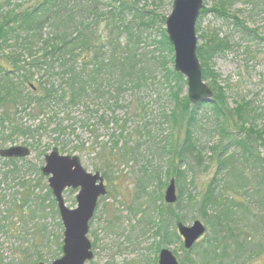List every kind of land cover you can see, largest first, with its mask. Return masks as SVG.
Returning <instances> with one entry per match:
<instances>
[{
    "label": "trees",
    "instance_id": "trees-1",
    "mask_svg": "<svg viewBox=\"0 0 264 264\" xmlns=\"http://www.w3.org/2000/svg\"><path fill=\"white\" fill-rule=\"evenodd\" d=\"M11 1L0 0V132L9 131L7 139L20 136L27 141L42 132H50L56 139L64 137L72 147L67 149L60 141L59 153L90 156L94 173H101L106 183H123L120 169L138 164L142 156L161 160L163 175L150 161H144L138 188L145 193L146 183L152 180L161 188L152 202L145 193L153 215L144 213L142 222L163 243L180 242L176 231H168L171 218L180 221L172 206L164 209L162 183L174 180V205L180 209L182 181L193 177L189 164L199 168L205 162L200 135L213 134L216 141L206 150L207 160L217 166L215 176L200 191L188 192L184 202L198 208L211 236L202 241L204 236L189 251L180 244L185 254L180 264H253L255 260L264 264V235L257 240L243 234L234 223L235 212L244 210L243 204L220 193L216 181L225 172L233 187H264V109L242 94L248 77L222 82L210 66L213 58L233 51L236 45L218 33L201 37L197 58L202 81L209 83L213 99L194 106L181 93L186 85L183 77L168 68L174 53L165 30H160L149 51L140 30L125 25L112 6L103 10L102 0H33L28 6H12ZM241 1L215 0L211 12L226 18ZM245 4L251 8L248 20L256 23L255 12L264 14V0H246ZM118 7L125 5L118 3ZM204 12L202 8L200 14ZM237 15L230 18L235 30L264 43V34L260 36L255 27L246 25L247 19ZM153 22L151 19L150 24ZM257 54L249 48L245 52L250 60ZM155 73L160 76L155 78ZM157 86L168 92L170 103L159 115L166 127L158 133L160 137L151 128L143 97L145 90L155 87L157 91ZM157 96L155 103L161 100ZM202 108L210 114L209 129L199 116ZM82 129H89L87 136L79 133ZM99 129L107 132L105 140H100ZM24 145L32 149V145ZM141 206L134 211L142 213ZM195 251L193 263L190 256Z\"/></svg>",
    "mask_w": 264,
    "mask_h": 264
},
{
    "label": "rangeland",
    "instance_id": "rangeland-1",
    "mask_svg": "<svg viewBox=\"0 0 264 264\" xmlns=\"http://www.w3.org/2000/svg\"><path fill=\"white\" fill-rule=\"evenodd\" d=\"M32 1L12 0L11 5L28 6ZM214 1L203 0L202 2L205 12L200 14L196 23L197 47L203 42L201 37L211 33H218L220 38L228 37L236 45L234 50L213 58L210 63L211 69L220 76L222 82L230 80V83H235L239 76L248 77L242 94L254 98L257 105L264 109V43L254 41L244 36L243 33H238L230 19L232 15L238 14L239 19L245 21L247 19L246 25L250 28L255 27L261 36L264 34V14L256 11L255 13L258 15L254 18L256 23L252 24L248 20L251 8L246 6V0H242L228 11L226 18H222L211 12ZM118 3L124 4L125 8L119 10ZM172 5L173 0H114L113 2L102 0L101 2L103 10H110L112 6L115 9V14L120 12L121 20L125 25L136 29V31L140 30L146 43L145 46L150 47L149 51L154 46L153 42L159 39L160 30H165V21L172 11ZM151 19L154 20L153 24H150ZM247 48L258 53L254 59L250 60L245 55ZM168 68L173 69V64H169ZM159 76L155 73V78ZM183 79L185 80L184 77ZM204 83L209 88V83ZM154 89L155 87L152 90H145L143 97L146 103L147 117L149 121H152L151 128L157 131V136L160 137L158 133L165 131L166 127L161 125L159 115L161 109L170 107V103L167 99L168 92L165 89L160 86L156 87L157 91ZM181 93L183 96L187 95L186 85L182 88ZM156 95L161 99L158 103L154 102ZM229 103L230 106H233L231 100ZM76 114L74 116H80ZM199 116L202 123L209 129L211 125L208 109H200ZM23 121L28 123L25 117H23ZM94 124L96 125L95 120ZM97 131L100 140H105L107 132L102 129ZM79 133H84L87 136L89 129L79 130ZM9 136V131L0 132V150L12 146L27 147L24 143L32 145V149L27 147L30 150V155L23 159L5 160L0 158V264H51L62 257L64 230L47 177L42 175L41 169L44 167V157L52 149H58L62 144L70 149L72 143L64 137L56 139L57 137L50 132L40 133L33 141L30 139L27 141L26 138L20 136L7 139ZM3 139L5 140L3 141ZM200 140L205 153V162L199 168H194L192 164H189V168L193 169V172H189V174L192 173L193 177H187L182 181L184 183V202L188 192L194 194L200 191L202 185L209 183L217 170L216 164H211L207 160L209 154L206 150V147L216 141V136L212 134L210 137H205L201 134ZM68 155L70 156L69 153ZM72 155L79 158L81 166L86 172L94 174L90 156H81L77 153ZM150 157L142 156L138 164L121 168L120 174L125 177L123 183H106L104 180L107 195L97 201L94 215L88 223L87 239L91 245L93 258L85 264H157L158 255L162 249L172 252L179 264L185 259L180 245L182 244L181 240L180 242L163 243L161 237L155 235V230L144 227L142 222L145 219L144 213L153 215L151 207L148 206V196L145 193L150 195L152 202L157 198L158 189H161L158 183L152 180L150 183H146L145 193L140 191L138 177L142 164L144 161H150L161 175L164 172L163 162L156 157H152V159ZM99 174L101 175V173ZM170 180L171 178H168L165 180L166 183H162L165 184L161 191L162 198ZM216 181L220 193L223 191L229 198H234L236 202L243 204L244 210L238 209L235 212L236 222L234 223L242 229L246 236L261 240V236L264 235V187L259 190H254L253 187L247 189L233 187L232 183L234 182L225 172L218 174ZM77 191L67 189L63 192L64 203L70 210L77 206L75 200ZM184 202L182 207L177 210L175 205H170L173 212L178 215L179 221L187 227H190L195 221L201 222L206 227V235L202 241L208 239L211 236L209 228L198 208L188 207ZM140 204H142L140 210L143 212L137 213L134 208ZM163 205L164 209L168 206L164 201ZM233 227L235 226L233 225ZM168 228L169 233L176 231L174 218L168 222ZM196 254L197 251L190 256L195 259L193 263L196 261Z\"/></svg>",
    "mask_w": 264,
    "mask_h": 264
},
{
    "label": "water",
    "instance_id": "water-1",
    "mask_svg": "<svg viewBox=\"0 0 264 264\" xmlns=\"http://www.w3.org/2000/svg\"><path fill=\"white\" fill-rule=\"evenodd\" d=\"M203 0H173L172 11L165 21V32L173 48V70L186 80L187 97L191 105L209 104L212 91L202 81L201 65L197 58L196 23ZM30 155L28 148L12 146L0 150L1 159H23ZM41 173L54 197L63 226L62 257L51 264H85L92 260L90 242L87 239L88 223L92 219L97 201L105 197L107 189L99 173L86 172L77 156L61 155L54 148L44 157ZM67 189L78 190L77 206L70 210L63 200ZM163 201L167 205L177 202L174 180L167 185ZM176 232L183 249L189 251L206 234V227L195 221L190 227L176 223ZM42 264V263H38ZM157 264H179L176 257L167 249L158 255Z\"/></svg>",
    "mask_w": 264,
    "mask_h": 264
}]
</instances>
